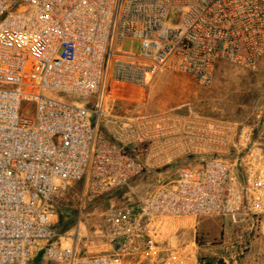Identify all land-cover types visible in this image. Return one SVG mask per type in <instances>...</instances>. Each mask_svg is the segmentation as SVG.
Here are the masks:
<instances>
[{
	"label": "built area",
	"instance_id": "1",
	"mask_svg": "<svg viewBox=\"0 0 264 264\" xmlns=\"http://www.w3.org/2000/svg\"><path fill=\"white\" fill-rule=\"evenodd\" d=\"M174 8L184 14L178 26L167 23ZM126 39L141 43L139 54L118 49ZM263 57L264 0H0V264H33L39 242L38 264H209L172 237L181 221L264 220L258 127L238 130L230 160L189 151L194 160L176 181L111 208L100 235H82L79 222L72 248L53 242L67 238L55 229L54 204L81 182V209L117 190L134 193L153 168L131 149L133 120L102 130L111 84L144 89L169 69L210 87L218 63L256 71ZM96 239L104 251H91Z\"/></svg>",
	"mask_w": 264,
	"mask_h": 264
},
{
	"label": "rangeland",
	"instance_id": "2",
	"mask_svg": "<svg viewBox=\"0 0 264 264\" xmlns=\"http://www.w3.org/2000/svg\"><path fill=\"white\" fill-rule=\"evenodd\" d=\"M183 18L184 14L174 8L169 13L167 23L178 26L182 24ZM117 47L128 54H139L141 51V43L133 39H126ZM111 89L113 92L109 93L111 95L106 106L110 116L104 118L102 130L108 132L113 129L110 124L104 128L107 121L133 120L138 129L134 135L137 142L131 149L135 150L134 154L142 163H149L153 168L133 182L134 193L129 189L117 190L87 203L84 209H81L84 182L63 192L54 204L57 214L55 229L59 235L67 238H56L53 242L64 249L73 247L74 240L69 238V234L77 228L79 222L82 235H100L107 211L134 202L135 194H147L158 181H171L167 178L175 177L194 160L189 156V151L209 153L230 160L236 134L242 126L258 127L257 136L264 134V57L256 71L226 62L218 63L210 87L201 86L190 75L168 69L158 74L144 89L119 83L111 84ZM61 97L76 104H81L82 100L67 95ZM90 103L94 104L95 100ZM89 108H94V105ZM88 118L95 125L96 116L90 113ZM143 121H148V124L144 125ZM222 125L228 126L229 132L219 130ZM143 133L149 136L145 143L138 140ZM225 137L229 138L230 143L221 142L220 139ZM177 140L180 143H176ZM164 157V163L167 164L160 162ZM148 158L151 162H147ZM175 161L178 164L175 165ZM207 220L214 230L208 236L197 226V247H192L198 250V259H205L209 264H219L221 261L228 264H264V220L252 230L243 228V225L237 226L229 218ZM189 224L194 225V222L186 221V225ZM203 228H206L205 225ZM193 236L180 232L177 235L178 245L188 246ZM98 242L100 239H96V244L100 246L93 247L91 251L105 250L101 248L103 243ZM43 244L39 242L36 247L37 256L33 264L41 261ZM88 246L91 247V244ZM87 251L88 247L83 249V252Z\"/></svg>",
	"mask_w": 264,
	"mask_h": 264
},
{
	"label": "crops",
	"instance_id": "3",
	"mask_svg": "<svg viewBox=\"0 0 264 264\" xmlns=\"http://www.w3.org/2000/svg\"><path fill=\"white\" fill-rule=\"evenodd\" d=\"M147 162H151L150 161V158H148L147 159ZM173 163H175V165L176 164H178L176 161L175 162H173ZM173 163H171V164H173ZM148 165H149V163H147ZM182 171V170H181ZM180 177V173H178V175H176L175 177H172V178H167V180L168 179H171V181H165L164 183H171V182H174V181H176L178 178ZM165 179V178H164ZM206 222H208V223H206ZM206 223V224H205ZM186 222H184V221H181V227H179L178 228V230H179V233L180 232H182L183 234H187V235H189L190 237L192 236V235H194L193 237H192V239H191V241L189 242V245H190V247H192L193 245H196V238H195V236H196V233H197V231H198V229H197V226L198 227H200V229L199 230H201L202 232H204L206 235H210L209 233H211L213 230H214V228H213V226L212 225H210L209 224V221L207 220V219H205V220H201L200 222H195L194 223V225H190L189 227H186ZM203 225H205V227L206 228H203L202 229V227H203ZM186 227V228H185ZM244 227H247L248 229H250V230H252V229H254L255 227H253L252 226V223H249L248 225H243V228ZM178 233V234H179ZM177 234V235H178ZM177 235H175V236H173L172 237V240L174 241V243L175 242H177L178 243V238H177ZM196 247H197V245H196ZM102 249H105L104 248V246L103 247H101ZM102 251H104V250H102ZM99 252H101V251H99ZM196 252H198V250H196Z\"/></svg>",
	"mask_w": 264,
	"mask_h": 264
},
{
	"label": "water",
	"instance_id": "4",
	"mask_svg": "<svg viewBox=\"0 0 264 264\" xmlns=\"http://www.w3.org/2000/svg\"><path fill=\"white\" fill-rule=\"evenodd\" d=\"M219 264H228V263L221 261Z\"/></svg>",
	"mask_w": 264,
	"mask_h": 264
}]
</instances>
